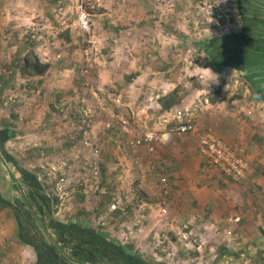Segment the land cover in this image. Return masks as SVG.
<instances>
[{
    "label": "crops",
    "instance_id": "crops-1",
    "mask_svg": "<svg viewBox=\"0 0 264 264\" xmlns=\"http://www.w3.org/2000/svg\"><path fill=\"white\" fill-rule=\"evenodd\" d=\"M67 1L69 0H0V78L6 79L14 69L16 71L13 81H0V264H112V256L115 254L110 249L118 247L119 244H127L111 237L110 230L102 225L103 222L91 221V215L102 217L105 209L100 208L99 203L105 193L97 206L89 209L84 201L91 195L83 192L84 198L79 197V192L82 191L79 185L82 181L79 178L77 183H72L76 187L72 200L79 204V210L74 215L71 211L66 212L62 218L58 215L60 203L58 210L54 209V179L50 172L46 173L35 164L48 153L54 155L62 151L58 145L43 144L42 141L38 143L41 138L38 125L40 119L36 108L29 104L35 106L39 102L47 101L49 108L45 120L50 119V113L55 114L53 106H62L63 110L69 109L73 119L82 121L83 118H89L91 121V124L82 126V131H75L71 141L65 140L61 146L70 149L75 145L86 147L83 144L85 138H99L101 147L99 161H96L100 166H105L107 176L117 173L112 172L111 167L113 161H117L115 154L123 153L126 146L129 147L128 136L121 134L118 123L104 133L105 122L109 119L107 113L102 114L101 98L104 94L99 90L102 85L109 89L113 107H120L118 111L127 114L131 120L144 123L148 128L166 129L172 123L186 120L197 125L196 131L174 135L172 142L167 145L144 144L134 150L129 148L131 152L126 150L128 154L134 153L133 160L142 162L139 166H143L148 176L142 174L138 183L136 181L147 198L139 196L138 190L141 189L133 187L126 194L124 211L130 210V205L134 208L136 200H147L152 196L154 188L147 182L151 171L167 178L168 196L172 200L174 197L183 200L182 195L188 188L192 189L193 183L200 184L198 193L192 195L188 191L192 201L191 210L202 209L201 212L208 213L212 219H218V210L221 208L225 216L222 220L225 225L222 233L227 238L221 247L231 248L232 244L230 246L227 242L235 231H239L242 235L235 241V246L244 255L248 248L256 247L254 261L256 264H264V96L260 91L252 90L250 82L245 78L244 83L248 84L254 97L251 106L246 102L245 95L230 98L224 95L215 99L214 94L203 95L205 100L199 105L197 98L202 95L200 90L189 88L182 93L177 88L178 85L175 86L169 81L172 62L165 61L155 65L148 76L146 71L152 70L151 62L144 61L137 66L136 57L144 53L147 57L151 56V52H146L149 48H142L141 52H137L140 47L135 51L122 49L129 41L150 39L149 35L145 38L142 33L129 31L143 22L136 21L133 17L130 19L135 21L128 19L129 17L128 21L123 19L125 17L124 14L121 15L122 9L131 8L129 3H124L125 0L106 1L113 9L111 19L107 12L99 15L104 27L114 31L109 32V43L104 48V51H108L107 59L110 61L112 57L113 61L108 63V68L95 75L93 83H90L82 70L76 67L75 61L83 55L80 56L73 36L70 42L62 36V41L66 44L62 46V51L60 47L57 48L61 52L57 54L58 59H54L49 38L45 37L47 33L31 27L39 15L43 23L50 24L48 17H56V10L69 6ZM100 5L104 6L103 3ZM119 20L122 22L117 23ZM127 22L130 27L125 26ZM28 38L37 42L35 51L41 60L50 63V69L45 75L29 79L21 75L20 62L16 60L17 51ZM226 67L229 69L231 66L217 70L223 71ZM233 70L237 71L234 68ZM242 74H247V71ZM261 79L262 76L255 77L264 89V81ZM59 81L63 83H58ZM224 85L225 82H221L216 89L223 88ZM39 87L45 90L44 97L40 99L39 93H34ZM176 92H179L180 102L172 108L163 109L159 102L170 98ZM213 92L218 94L221 91ZM262 92L264 94V90ZM91 99L95 104L85 109L90 106ZM10 102L18 104L20 108L7 111ZM208 132L214 133L236 149H243L244 156L251 163L246 178L235 181L225 173H219L200 154V137ZM22 146H25L24 150ZM21 149L23 153L20 155ZM68 152L69 162L65 167L70 171L72 160H75L72 151ZM128 162L132 164L129 160ZM137 167L135 165L132 168L137 170ZM110 178L109 181L112 180ZM111 184V187L116 186V182ZM218 191L225 194L217 197ZM116 194L112 193L111 201L105 208L111 207ZM143 203L149 204L146 201ZM152 210L154 211L153 207ZM150 212L148 210V215ZM129 213L122 211L124 216ZM104 232L108 233L105 239L102 236Z\"/></svg>",
    "mask_w": 264,
    "mask_h": 264
},
{
    "label": "rangeland",
    "instance_id": "rangeland-1",
    "mask_svg": "<svg viewBox=\"0 0 264 264\" xmlns=\"http://www.w3.org/2000/svg\"><path fill=\"white\" fill-rule=\"evenodd\" d=\"M106 1L107 0H74L72 2V0H69L67 1L69 6L61 10H56V17H48L50 26H53V28L50 33L46 32L48 36L45 35V37L47 39L49 38L54 59H58L59 56H57V54H60L63 49L62 46L66 44L65 41H62L60 33L66 29L70 30L72 28V31L70 30L71 36L74 37L75 43L77 41L76 45L78 52H80V56L83 55V57H78L75 64L77 68L82 70V74L88 77L87 80L91 81L90 83H93L92 81L96 78L95 75H99L101 70L108 68V63L111 60L113 61L112 57L110 61L107 59L109 56L108 51H104V48L107 47L109 43L107 36L109 32L113 30L106 29V27H104V22L101 21L102 18H99L101 13L106 14V12L109 14V19L112 18L111 12L113 9H111V4ZM255 1L257 4L256 6L264 2L262 0ZM78 2H82L90 14L92 22L90 34L85 33L78 26L76 15ZM237 2L238 0H125L124 3H129L128 5L131 8L122 9L121 15L124 14L123 17L126 18L123 19L128 21V17V19L133 17L136 21L143 22V24H139L136 27L134 26L135 28L129 31L142 33L145 38L149 35L150 39L129 41L128 45L124 46L122 49L125 51H135V49L140 47V50H137V52H141L142 48H149L145 50L146 52H151V56L147 57L146 53H144L136 57L137 66H140L144 61L151 62L152 70L146 71L148 76L151 74V71L154 70L155 65H160L165 61L172 62V67L169 70V81L175 86L178 85L177 88H179V91H182V93H184L183 91L186 92L189 88L200 90L202 95L199 94L200 96L197 98L199 105L205 100L202 97L203 95L208 96L214 94L215 96L213 97L215 99H220L224 95H227V98L236 96L244 97L245 95L246 102L251 106L254 97L248 84L244 83L245 77L242 72L238 71V69L237 71L233 70L234 67H230L229 69L226 67L223 71H220L215 69V65L210 64V62H204L202 66L195 64L196 57L204 54L203 49H201L203 44L214 37L237 33L242 30L243 20L236 5ZM100 3H103L104 6H101ZM251 4L255 6L254 2H251ZM100 7H103V10H100ZM40 17L39 15L35 20L36 22L34 21L36 26L43 23ZM119 22L122 21L119 20L117 23ZM68 23H70V26ZM167 23H170V25ZM126 24V27H130L129 22ZM114 25L117 26L118 24ZM62 27L64 30H60ZM91 39L96 41V43H94L95 45L92 44ZM57 48L61 51H57ZM120 53H122V51H120ZM201 68H211L217 75L215 83H212L209 88L205 83V77L201 72ZM60 72L62 73V71H59V73ZM56 78L59 79L58 77ZM221 82H225V87L223 86V88L219 87V89H216ZM58 83L63 82L59 81ZM37 90L38 91L34 90V93L37 92L40 94H38L39 99L43 98L45 90L41 87ZM214 90L221 92L216 94V92H213ZM41 95L42 97H40ZM51 97H53V94ZM173 98H179L180 102L181 98L179 92H176ZM101 102L102 114L107 113L108 119L111 111L121 115H127L122 111H118L120 107H113L114 103L110 97H102ZM162 102H159L161 107ZM47 103V101H43L37 103L35 106L29 104L31 107L36 108L38 119H40L38 125L40 127L39 133L41 138L38 143L42 141L43 144L58 145L62 151H58L56 152L57 154L54 155L48 153L47 156L41 158L35 164L41 169H44L46 173L50 172L53 179V173L49 171L52 168L51 165L56 164L58 167H64V165L69 162L67 155L70 154L68 152L70 150L75 160V162L72 160L71 170L69 171V173H71V183H77L78 179L81 178L83 174L82 172L85 171L84 167L87 162H89V160L99 161L98 153L101 142L99 138H95L94 140L90 138L92 144L89 147L75 145L70 149L61 146L64 144L65 140L71 141L72 137L75 136L74 132L77 130L80 131L82 126L86 123L91 124V121L89 118H85L86 120L83 118L82 121L73 119L69 109L63 110L62 106H53V112H55V114L53 115V113H50V119L45 120L44 118L49 108ZM94 104L95 101L91 99L90 106L85 107V109H89ZM17 107L20 108L18 104L10 102L7 111ZM174 124L175 123H172V125ZM172 125L166 129L157 130L167 131ZM67 134L69 137H66ZM172 139L168 142L158 144L167 145L172 142ZM101 140L103 139L101 138ZM76 141L77 140H75V142ZM22 149L24 150L25 146H22ZM22 149L21 152H19L20 155L23 153ZM126 150L128 152L132 151H130L127 146ZM126 150H123V153L119 152L115 154L117 161H113L111 171L117 173L110 176L113 178L109 177L112 180L109 181L108 179L110 186L112 182H116V186H112V189H114L112 192H114V194L115 192L117 193L116 195H118V199L121 203L127 201L126 194L133 187L137 186V188L142 190L137 183L142 174L144 176L147 175V171L143 169V166L142 168L139 166L142 162L133 160L132 156L134 153L128 154ZM128 160L132 164H130ZM135 165H138L137 170L132 168ZM215 169H217L218 172L220 171L216 167ZM162 177L151 171V177H148L147 182L154 188L152 196L147 200L139 199L137 202L135 201L134 208L123 220L120 221L118 218L113 220L115 216L111 215V207L108 206L105 208L102 217L91 215V221L94 223H100L99 221H101V223L103 222L102 225L110 230V236L122 243L134 242L138 251L147 259L154 258L158 261H164L167 264H256L254 261L257 250L256 247L248 248L247 253L244 255L243 251L240 252L241 249L235 246V241L242 235L239 231H235L228 240L227 243H230V246L232 244L229 251L221 253V245L223 242L227 241V238L225 239L222 233V228L225 226L222 221L223 218H225L222 209L220 208L218 210L220 212L218 219H212L211 215H208V213L201 212L202 209L191 210L193 209L191 207L192 201L188 191L192 193V195L193 193H198V191H200V184L193 183L192 189L188 188L182 195L184 196L182 197L183 200H178L177 197L176 199L174 197L172 200L170 195L164 199V189L160 183ZM102 194V192L94 191L89 194L91 195L89 199L84 201L89 206V209L92 210L97 206ZM224 194L225 193L218 191L216 196L221 197ZM128 199L130 201V198ZM144 201L149 202V204L145 205L143 203ZM78 205L79 204H76V200L74 201L72 199L66 202L60 201L58 215L63 218L66 212L69 211L74 215L76 211L79 210ZM163 206L167 208L166 213H163L161 210ZM148 210L151 211L149 215ZM142 214H145V216H141Z\"/></svg>",
    "mask_w": 264,
    "mask_h": 264
},
{
    "label": "trees",
    "instance_id": "trees-1",
    "mask_svg": "<svg viewBox=\"0 0 264 264\" xmlns=\"http://www.w3.org/2000/svg\"><path fill=\"white\" fill-rule=\"evenodd\" d=\"M264 1V0H262ZM244 2V3H242ZM255 3V6L251 4ZM237 8L242 16V30L237 33H230L226 35H221L210 39L207 43L201 46L204 54L199 55L195 59L196 65H202L204 62H210V64L215 65V69H221V67L231 66L242 72L247 71V74L244 77L250 82L251 89L260 91V94L264 96L260 82L255 80V77L262 76L261 81H264V2L260 3L259 6H256L255 0H238ZM60 36L64 37L66 41L70 42L71 35L70 30L66 29ZM188 38V37H187ZM37 42L32 39H26L21 45L20 49L17 51L16 60L20 62V73L25 78L34 76H43L50 69V63L44 62L41 60L39 55L35 51V46ZM15 66V65H14ZM18 67V66H17ZM16 71L15 69L9 75L8 78H0V81L11 82L15 79ZM4 89V87H2ZM37 91V89L35 90ZM3 92V90H2ZM175 94H172L170 98L162 102L163 109L172 108L175 104L179 102V98H173ZM101 177L102 185L106 186L107 192L99 203L100 208H104L110 203L112 198V187L108 184L109 176L106 174V168L104 165H101ZM47 186V185H46ZM139 196L146 195L143 194L142 190H138ZM79 197L84 198L83 190L79 192ZM138 201V200H136ZM54 209L58 210V204L60 203L59 198L55 195L53 198ZM128 208V207H127ZM127 211H124L121 208L114 209L112 211L115 219L123 220L127 216L122 214L131 212L133 209L132 205L129 206ZM108 233L104 232V239L107 238ZM113 241H116L113 239ZM120 243V242H119ZM108 250V248L106 249ZM113 260L112 264H167L164 261H158L154 258L147 259L145 258L140 251L136 248V244L132 242H127V244H119L118 247L110 249ZM221 253L229 251V248L221 247ZM105 252V251H104Z\"/></svg>",
    "mask_w": 264,
    "mask_h": 264
},
{
    "label": "built area",
    "instance_id": "built-area-1",
    "mask_svg": "<svg viewBox=\"0 0 264 264\" xmlns=\"http://www.w3.org/2000/svg\"><path fill=\"white\" fill-rule=\"evenodd\" d=\"M76 15L78 26L85 33L90 34L92 22L90 14L82 2L77 3ZM31 27L39 32H51L53 28V26L47 23H41L36 26L34 22L31 24ZM60 30H64V28ZM91 42L92 44L96 43V41L92 39ZM99 90L104 96L111 97L110 91L105 85L100 86ZM115 123H118L121 134L128 136L127 143L129 148L133 150L144 144L168 142L174 135L197 130V125L191 120L175 123L167 131L155 130L146 127L145 124L140 121L131 120L125 115L111 112L109 120L105 122L104 133L107 129L112 128ZM83 144L89 147L92 143L89 138H85ZM198 147L200 153L206 157L214 167L218 168L233 180L240 181L247 177L251 165L249 160L244 156L243 149L234 148L212 132L205 133L200 137ZM51 167L55 195L62 202L72 199L76 187L71 183V173H69L65 165L64 167H58L54 164L51 165ZM84 168L85 171L82 172L83 174L81 176L82 183L79 184L83 192L87 195L91 194L92 191L106 193L107 187L102 185L101 167L99 163L96 160H90ZM160 183L164 189L163 194L165 199L169 193V181L167 178L162 177ZM113 199L111 205L112 210L117 208L126 209V203H121L118 199V195H114ZM161 210L163 213L167 212L165 206L161 207Z\"/></svg>",
    "mask_w": 264,
    "mask_h": 264
},
{
    "label": "clouds",
    "instance_id": "clouds-1",
    "mask_svg": "<svg viewBox=\"0 0 264 264\" xmlns=\"http://www.w3.org/2000/svg\"><path fill=\"white\" fill-rule=\"evenodd\" d=\"M201 72L204 74L205 83L209 88L212 83H215L217 75L212 71L211 68H201Z\"/></svg>",
    "mask_w": 264,
    "mask_h": 264
}]
</instances>
